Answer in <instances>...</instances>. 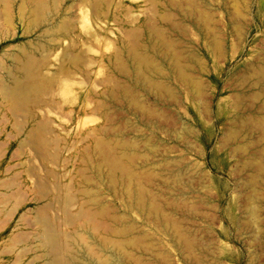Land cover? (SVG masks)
Returning <instances> with one entry per match:
<instances>
[{"label": "rangeland", "instance_id": "1", "mask_svg": "<svg viewBox=\"0 0 264 264\" xmlns=\"http://www.w3.org/2000/svg\"><path fill=\"white\" fill-rule=\"evenodd\" d=\"M235 2L0 0V264H51L49 240L78 264H264V178L247 166L264 0ZM136 45L162 65L151 83L128 71ZM16 58L48 82L35 103L7 97Z\"/></svg>", "mask_w": 264, "mask_h": 264}, {"label": "bare ground", "instance_id": "2", "mask_svg": "<svg viewBox=\"0 0 264 264\" xmlns=\"http://www.w3.org/2000/svg\"><path fill=\"white\" fill-rule=\"evenodd\" d=\"M236 2H235V4L237 5L236 7H240L241 6V4H242V0H235ZM197 9H199V7L197 8ZM237 9V8H236ZM199 11V10H198ZM204 12V11H203ZM205 13L207 14L208 12H206L205 11ZM204 13V15H206ZM238 13H239V10H238ZM207 15H209V14H207ZM206 17V16H205ZM234 17V16H233ZM206 19V18H205ZM204 19V17H203V20H205ZM208 19V18H207ZM213 19V18H212ZM210 17H209V19L208 20H206L205 22L206 23H204V21H203V24L202 25H205V27L204 26H202V27H204V31H206V33L208 34V35H216L215 34V32H214V30L211 28L212 27V25H211V27L209 26V22H210ZM153 31V30H152ZM154 33H156V35L157 36H159V38H158V49H160V50H158L157 48V50L159 51V52H161V50H163V52H162V54L164 55V54H166L165 52H168L167 54H170L169 52L171 51V53L173 52L172 51V47L174 46L173 44L174 43H172V42H169L168 40H166L164 37L165 36H163V31L162 30H160V29H155L154 28ZM153 33V34H154ZM151 36H154V35H152L151 34ZM156 38L154 37H152V40L154 41ZM157 42V41H156ZM156 42H154V44L156 43ZM215 43H216V46L218 47L219 45H221L220 44V40H219V37L218 36H215ZM153 44V43H152ZM157 44V43H156ZM154 46V45H153ZM154 46V47H155ZM171 49V50H170ZM218 49H220V48H218ZM165 51V52H164ZM177 50H175L174 49V54H171V55H173L172 57H170V58H172L173 60H175L174 62H175V65H174V67L176 68L177 67V69L180 71V74H181V76L182 77H184V79L185 80H187V81H193V77H191V75L188 73V71L185 69V67L182 65V63H180L181 61H179V53H177L176 52ZM215 51V50H214ZM220 52V51H219ZM222 52V51H221ZM175 53H177L179 56H177V54H175ZM131 56H132V64L129 66L128 65V67H130L129 69H128V71L130 70V69H133V70H135L137 73L139 72V77H140V80H141V82H142V80L144 81V80H148L150 83L151 82H153L154 81V75L156 74V73H159L160 71H161V69H162V65L160 64H156V62L151 58V56L150 55H148V53L146 52L145 53V51H143V49L142 48H140L138 45H136L135 47H133L132 49H131ZM130 56V57H131ZM150 56V57H149ZM164 56H166V55H164ZM169 56V55H168ZM221 56V55H220ZM167 57V56H166ZM178 57V58H177ZM151 58V59H150ZM17 59V64H18V67L19 68H21L20 70H22L23 72V74L24 75H22V74H20V75H18V74H16V73H11L12 75H11V84L6 88V94H7V97L9 98V99H11V100H15L16 102H20V103H22V102H31V103H35V99H33V98H31V95L32 94H34V93H37V92H39V91H41L42 89H44L47 85H48V82L47 81H45V80H43L40 76H39V74H35L33 71H32V69H30V67L28 66V65H26L27 63H25V62H23V61H20V59L18 60V58H16ZM22 59V58H21ZM151 60H153V62L156 64H153V62L151 61ZM16 61V60H15ZM130 63H131V61H130ZM129 63V64H130ZM262 65V64H261ZM260 65V67L258 66V69L257 70H255L254 69V71H256L255 73V78H254V83L253 84H255V85H257V86H259V87H261V88H259L258 87V94H256L255 96L256 97H258V98H256V99H259L260 100V102L262 103V105H264V65L263 66H261ZM126 67V68H125ZM124 68L125 69H123V70H125V71H127V66H125ZM187 67V66H186ZM130 71H132V70H130ZM135 76H137L136 74H135ZM180 76V75H179ZM247 76V75H246ZM245 76V77H246ZM193 78V79H192ZM138 79V78H137ZM140 80H138V81H140ZM145 82H147V81H145ZM145 82H143V83H145ZM148 82V83H149ZM195 82H196V80H195ZM202 82V81H201ZM197 83H198V81H197ZM196 84V83H195ZM197 85V84H196ZM199 86H200V84H199ZM198 87V86H197ZM199 90V89H198ZM200 93H201V91H200ZM206 94V93H205ZM204 94V95H205ZM210 96V95H209ZM236 96H237V94H236ZM252 96V95H251ZM250 96V97H251ZM252 97H254V95L252 96ZM251 97V98H252ZM204 98H206V97H204ZM246 99V98H245ZM249 99V98H248ZM258 100V101H259ZM211 101V100H210ZM254 101V100H253ZM203 102V101H202ZM251 102V101H250ZM204 103V102H203ZM210 103V102H209ZM260 103V104H261ZM241 104V103H240ZM209 105V104H208ZM254 105V104H253ZM261 106V105H260ZM240 107V106H239ZM264 107V106H263ZM204 109V108H203ZM207 109V108H206ZM210 109V108H209ZM261 109V108H260ZM262 110V109H261ZM208 111V110H207ZM205 112V111H204ZM206 113V112H205ZM209 114V113H208ZM208 116V115H207ZM256 117H259V116H256ZM259 119V118H258ZM252 120V119H251ZM264 120V116H263V119H262V121ZM261 121V120H260ZM264 122V121H263ZM249 123V122H248ZM253 124V123H252ZM260 124V123H259ZM256 126H257V123L255 124ZM259 126H261L260 127V129H261V131L262 132H264V123H263V125H262V123H261V125H259ZM230 133V132H229ZM264 134V133H263ZM262 142L260 143L261 145H260V148L258 147V152H257V159L256 160H250L251 162H249L248 163V165L247 166H249V167H251L252 169H254V172H255V177H254V179L253 180H251V185H258L259 183H261L262 182V180H263V178H264V138H262ZM260 142V141H259ZM258 143V142H257ZM256 144V143H255ZM258 145V144H257ZM259 146V145H258ZM119 150H120V152H121V154H122V156H123V158H125L126 160H128V159H130L131 157H132V154H133V152L131 151V149L129 148V147H127L126 145H124V144H120L119 145ZM241 150H242V148H240ZM246 152V151H245ZM253 161H256V162H253ZM251 179V178H250ZM124 235H126V233H124ZM50 242H52L55 246V248H56V251L58 252L57 253V257L53 260V262L51 263V264H78V261L80 260L79 259V256H78V254L75 252V251H73V250H71V249H69L68 248V250H67V255L66 256H64V257H62V253H61V251L62 250H59V248L57 249V244H55V242L54 241H52V240H49ZM104 264H121V261H118V260H116L114 257H112L111 259H109L108 261H106ZM123 264V263H122Z\"/></svg>", "mask_w": 264, "mask_h": 264}]
</instances>
